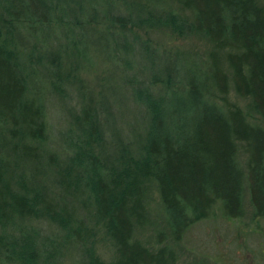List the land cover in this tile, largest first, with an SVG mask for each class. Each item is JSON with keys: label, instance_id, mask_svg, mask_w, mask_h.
Listing matches in <instances>:
<instances>
[{"label": "trees", "instance_id": "16d2710c", "mask_svg": "<svg viewBox=\"0 0 264 264\" xmlns=\"http://www.w3.org/2000/svg\"><path fill=\"white\" fill-rule=\"evenodd\" d=\"M178 1L190 17L123 0H0V264H63L68 247L76 248L69 264H174L168 245L151 251L133 238L144 221L150 182L174 242L212 216L216 204L224 217H240L243 178L252 216L264 218V127L246 121L256 116L264 123V5ZM86 24L97 27L105 56L125 66L137 42L133 26L202 36L213 48L206 79L223 97L232 90L247 99L246 109L230 106L225 112L205 97L194 70H178L169 57L155 62L145 40L139 53L148 79L129 85L140 110L135 130L107 137L97 113L84 105L75 129L60 134L57 155L50 148L58 140H49L43 91L32 96L28 87L42 71L46 84L62 95L61 56L68 54L71 64L89 59ZM21 29L41 48L36 55L19 53ZM239 146L245 177L236 161ZM79 195L96 231L113 246L107 260L96 251V231L71 205ZM31 220L53 225V233L41 235Z\"/></svg>", "mask_w": 264, "mask_h": 264}, {"label": "rangeland", "instance_id": "374dc122", "mask_svg": "<svg viewBox=\"0 0 264 264\" xmlns=\"http://www.w3.org/2000/svg\"><path fill=\"white\" fill-rule=\"evenodd\" d=\"M123 1L131 3L135 8L141 6L143 9L173 10L181 16L190 17L178 0ZM254 1L258 5H264V0ZM96 28L93 24H86L82 29L84 42L88 48V61L81 60L78 64H71L68 54L61 56L59 70L61 76L65 78V90L62 95L46 84L48 80L42 71L37 73V77L33 78L28 87V92L32 96H36L40 89L43 91L41 93L46 109L44 120L49 131V140L52 142L58 140V143L54 141V147L57 149L51 144L50 148L56 151L57 155L62 153L59 152L61 144L63 145L62 138L59 140L60 134L67 129H75V118L80 116L84 105L97 113L107 137L113 131H117L120 136L124 134L129 136L135 130L140 119V110L131 101L129 85L135 80L146 82L148 79L149 73L145 71L147 62L139 53L140 43L145 40L155 62H161L169 57L178 70L188 68L194 70L201 78V88L205 97L225 112L230 106L238 107L243 111L246 109L247 99L239 98L232 90L223 97L206 79L209 71L208 55L213 48L202 36L194 33L176 36L168 29H144L133 26L131 33L136 36L137 42L134 45L133 56L125 66V63L105 56ZM131 33H127L129 38ZM106 39L108 42L109 38ZM16 41L17 49L23 56L36 55L41 50L34 38L22 29L16 33ZM50 47L54 49V42ZM224 51H218V55L223 56ZM71 65L72 70H70ZM246 121L264 127V123L256 116L246 118ZM236 161L245 177V155L240 146L237 149ZM30 167V164L26 163L25 168ZM79 196L73 197L71 205L76 215L85 216L88 225L96 231L90 212L85 213L87 205L81 202L83 197ZM241 202L243 213L240 217H224L216 204L213 206L212 216L190 225L182 238L174 242L169 234L156 186L150 182L147 183L144 196V221L140 227L135 228L133 238L140 240L151 251H155L160 247L159 245H168L174 254V264H264V218L252 216L245 178L242 183ZM28 224L39 228L41 235L52 234L54 230V226L45 221L31 220ZM95 239L96 251L103 259H109L113 253V246L101 229L96 231ZM75 249L68 247L63 250L61 255L63 264L76 260Z\"/></svg>", "mask_w": 264, "mask_h": 264}]
</instances>
